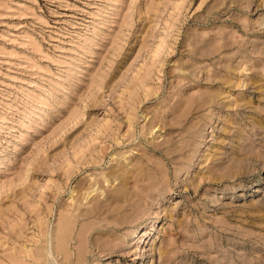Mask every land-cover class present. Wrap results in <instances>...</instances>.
I'll list each match as a JSON object with an SVG mask.
<instances>
[{"label": "rangeland", "instance_id": "374dc122", "mask_svg": "<svg viewBox=\"0 0 264 264\" xmlns=\"http://www.w3.org/2000/svg\"><path fill=\"white\" fill-rule=\"evenodd\" d=\"M0 264H264V0H0Z\"/></svg>", "mask_w": 264, "mask_h": 264}, {"label": "bare ground", "instance_id": "6f19581e", "mask_svg": "<svg viewBox=\"0 0 264 264\" xmlns=\"http://www.w3.org/2000/svg\"><path fill=\"white\" fill-rule=\"evenodd\" d=\"M184 147V146H183ZM186 147V146H185ZM176 158V157H175ZM175 158H173V159H175ZM189 166V165H188ZM64 222V221H63ZM72 224V223H71ZM62 227V226H61ZM65 227V226H64ZM64 229V228H63ZM62 228H61V230H63ZM69 229H70V227H69ZM64 230H66V228L64 229ZM65 233V232H64ZM61 235H63V232H62V234ZM65 235V237H66V234H64ZM63 235V236H64ZM68 238V237H67ZM62 239V238H61ZM65 244V243H64ZM63 244V245H64ZM66 248V247H65ZM62 250V249H61ZM59 252V251H58ZM58 254H60V253H58ZM62 254V253H61ZM63 255V254H62ZM69 256V255H68ZM67 262V261H66Z\"/></svg>", "mask_w": 264, "mask_h": 264}]
</instances>
